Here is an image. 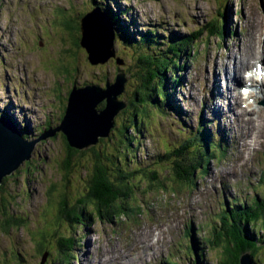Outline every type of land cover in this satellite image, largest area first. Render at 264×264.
Returning a JSON list of instances; mask_svg holds the SVG:
<instances>
[{
    "label": "rangeland",
    "instance_id": "obj_1",
    "mask_svg": "<svg viewBox=\"0 0 264 264\" xmlns=\"http://www.w3.org/2000/svg\"><path fill=\"white\" fill-rule=\"evenodd\" d=\"M107 1L108 4L106 0H95L105 10L110 8L114 14L119 13L120 19H131V27L127 28L133 34L153 28L161 35L157 41L166 42L173 33L190 36L195 30L202 31L189 44L187 55L183 52L166 55L170 69L171 59L179 58L182 63L176 73L180 80L174 92L170 88L172 80L168 83V91L180 112L167 108V115L150 111L151 116L143 117V125L137 120L139 127L134 135L138 142L132 144L133 151L129 153L124 148L120 153L121 158L126 155L129 161L121 163V168H135L137 164L131 161L134 159L145 172L150 167L163 171L160 177L165 184L147 181L141 175L132 177L128 180L131 196L126 200L132 210L120 216L100 217L93 198L88 197L83 210L86 213L91 210V218L85 220L84 215L80 223L76 219L65 222L58 217V208H64L60 203L63 192L67 193L68 206L82 199L87 193L88 180L95 173L94 164L88 151L81 157L74 154L73 168L68 173L65 163L69 158L62 132L39 139L29 160L7 175L1 184L5 211L13 219L8 226L0 227V264H53V260L47 261L45 251L41 254L39 247L51 250L60 235L74 240L76 257L70 264H199L190 241L192 235L198 240L197 252L200 254L202 247L204 250L199 259L216 264V257L223 250L221 244L211 247L212 232L223 218L220 219L218 211L225 207L227 213L234 215L244 202L264 194V123L259 142L251 145V139L249 143L242 139L247 133L243 135L237 117L264 116V101L254 102L252 91L235 101L240 92L238 87H247L249 81L232 84L228 74V65L233 66L229 58L232 52L243 51L253 34L258 35L257 44L264 42V0ZM95 6L93 0H0V115L3 110L15 122L14 126L26 133L27 140H36L60 123L73 86L95 83L104 87L105 82L113 83L117 72H124L130 78L118 99L124 100L134 90L136 82L131 73H136L139 67L133 47L121 39L116 41L115 37V57L123 63L118 65L115 58H109L104 63L91 64L85 50L76 42L80 31L75 30V24L79 29L81 17ZM239 7L241 16L237 13ZM214 20L222 25L223 32L226 29L224 37L208 36L209 25ZM157 56L161 54H152ZM249 64L247 69L255 72L257 63L251 60ZM165 73L169 77L170 72ZM252 90L255 92L256 88ZM210 93L212 98L208 99ZM226 95L228 98H224ZM247 97L253 98V102L248 103ZM102 105L103 102L97 107ZM244 109L247 112L242 114L240 111ZM114 120L124 126L130 124L122 112ZM198 124H206L210 129L214 145L218 141L224 145V156L219 158L218 153L216 158L204 163L205 173L201 175L198 169L194 186H180L182 183L177 182L179 187H175L165 177H169L166 171L169 162L150 163L156 155L167 159V147H181L186 139L197 136ZM128 129L129 134L133 133V127ZM117 136L114 133L107 145H125L116 141ZM234 136L238 139H233ZM247 144L250 146L243 155L241 149ZM193 145L196 149L201 146L198 141ZM113 151L111 145L105 152L109 156ZM96 164L99 167V162ZM67 174L70 180L66 190L64 175ZM54 256L52 251L50 259ZM60 257L56 252V258Z\"/></svg>",
    "mask_w": 264,
    "mask_h": 264
},
{
    "label": "trees",
    "instance_id": "obj_2",
    "mask_svg": "<svg viewBox=\"0 0 264 264\" xmlns=\"http://www.w3.org/2000/svg\"><path fill=\"white\" fill-rule=\"evenodd\" d=\"M93 3L98 5L95 0H93ZM102 9L101 10L106 13L113 25L115 37H117L116 41L121 39V42L131 46V48L133 47L137 56V66L139 67V70L134 74L131 73V77H133L136 82L135 87L134 90H131L128 93L127 98L124 99L126 101V107L120 111V113L122 112L123 114H126V119L129 120L130 124H125L124 126L122 122L120 123L114 120L113 127L110 129L108 136L100 137L95 145L82 150L70 146L65 135L62 133L65 141V154L67 158H69L68 162L65 163L67 172L69 173L73 168V162L71 160L73 155L78 154L77 157H81L86 151L90 153L95 168L94 175L88 180V188H86L87 193L82 199H79L78 201L75 200L70 206H68L69 201L66 195L67 193L64 194L63 192L60 203L64 205V208H58V217L62 218L65 222L68 221L70 223L74 219L80 223V221L83 220L79 219L84 215L85 220L91 218V210L88 213L83 210V204L88 201V197L93 198L95 209L97 207L100 217H102V215H108L110 217L120 216L126 214L127 211L132 210V207L126 202L132 192L131 187L128 184V180L132 177L141 175L145 179L147 178V181L152 180L162 185L165 184L160 177V174L163 173V171H157L150 167L147 172H145L144 169L141 170L138 161L134 159L131 161L133 164H137L135 168L130 170H128L126 166L121 168V163H127L129 161H127L126 155L121 158L120 153L123 152L124 148L125 151H128L129 153L130 151H133L132 144L138 142V139L134 135L135 131L138 132L139 126L137 125V122L139 121L140 126L143 125V117L151 116L150 111L156 114L160 113L167 115L165 110V108H167L171 111L175 110L180 112L179 106L175 104L170 91H168V83L170 82L169 79H171L172 86H170V88L171 91L174 92L175 85L178 84L180 80L176 73L178 68L182 66V63H179V58L178 60L171 59L170 61L173 64V68L170 69V67H167L169 59L166 58V55H176L179 52H183L187 55L189 44H192V42L199 37L200 33H202L201 30L198 32L196 30L193 31L190 36L173 33L169 35L166 42H159L157 40L161 38V35L157 34L153 28L146 29L145 31H135L133 34L128 30V28L131 27V19L122 20L119 17V13L114 14L110 8L105 10L102 7ZM237 13L241 16L240 7L238 8ZM76 25L75 28H77ZM132 25L133 27L135 26L133 20ZM221 27L222 25L219 26L216 20L211 21L208 36L211 37L214 34H219L220 38L224 37V35H226V29H224L223 32V27ZM230 32L233 33L234 31L231 30ZM77 40V43L79 44V37ZM179 40H181V42H179ZM193 46L195 47L194 44ZM141 50H144L145 52L141 53ZM148 50L150 52H148ZM157 53H160L161 56L152 57V54ZM165 68L170 72L169 77L165 73ZM104 103L105 102L103 101V105ZM103 105L101 107H103ZM146 108L149 109V112H147ZM1 114H5V112L2 110ZM4 116L9 118L6 114ZM198 126L199 130L197 131V136L186 139V141L180 145L181 147H167V150H165V157H167V159H160V156L156 155L152 159L153 162L150 163V165H152L169 162L170 164L167 166L166 170L169 173V177H165L170 178L175 187H179L176 186L178 185L177 182L182 183L180 186L185 184L189 185V187L194 186L198 169H201V175H203L205 173V169L202 167L204 163L216 158L218 153L219 158L224 156V145H222L220 141L214 145L210 138V129L207 128L206 124H198ZM129 127H133V133L131 134L127 132ZM25 128L27 129V127ZM19 132L22 135V138L29 139L22 130L19 129ZM114 133L118 134V140L116 141L120 144L124 143L125 145L111 144L114 147V151L108 156L105 151H107L108 146H111L107 144L110 142ZM194 141H198L201 145L198 149L193 148ZM98 162L100 164L99 167L96 164ZM25 164H29V161ZM262 177L263 176H261V178ZM64 178L66 179L64 189L67 190L68 181L70 180L69 174L64 175ZM1 184L0 215L3 218L0 219V227H5L10 224V219H13V216L7 214L5 211V197L1 195L4 191V187ZM149 185L151 186V184ZM120 196L124 198L122 201L118 200ZM244 203L247 205L244 204L242 207L235 210L234 215L229 212L227 213L225 207L222 211H218L220 219L223 218L219 222V227L212 232L214 238L211 240V247H219L221 244L223 250L222 254L216 257V264H240V257L246 251L250 253L252 264L264 263V258L262 257L264 256V230L262 231L263 233L261 232V229L260 231L258 230V228L264 229V194L261 198L254 196L250 202ZM55 231L57 232V230ZM87 232L85 231L84 233L86 234ZM61 237L65 239H60ZM190 241L195 247L194 255L198 260L197 263L207 264L205 261L199 259L200 254H202L204 250L202 247L200 254L197 252L198 240L195 238V235L191 236ZM41 242L42 241H39V243ZM73 247L74 240L70 236L60 235L56 242V246L51 250H47L46 246L44 248L39 247V249L41 250V254H43L44 251L47 253V261L53 260V264H70L71 259L76 257L73 252ZM52 251L55 253V256L53 259H50ZM56 252L61 254L60 258H56ZM192 257L193 256L190 255V258ZM167 264L169 263L167 262Z\"/></svg>",
    "mask_w": 264,
    "mask_h": 264
},
{
    "label": "water",
    "instance_id": "obj_3",
    "mask_svg": "<svg viewBox=\"0 0 264 264\" xmlns=\"http://www.w3.org/2000/svg\"><path fill=\"white\" fill-rule=\"evenodd\" d=\"M79 31V45L85 50L91 64L104 63L109 58H115L118 65L123 63V60L115 57L112 23L99 7H93L81 17ZM129 78V74L117 72L113 83L105 82L104 87L93 83L73 86L60 123L47 129L36 140L22 138L14 127L15 122L0 115V184L5 176L29 160L36 141L57 131L65 135L70 146L79 150L87 149L95 145L100 137L108 136L115 116L126 107V101L119 100L118 96L124 92L125 82ZM103 101V107L98 108ZM251 260L250 253L246 251L240 257V264H252Z\"/></svg>",
    "mask_w": 264,
    "mask_h": 264
},
{
    "label": "bare ground",
    "instance_id": "obj_4",
    "mask_svg": "<svg viewBox=\"0 0 264 264\" xmlns=\"http://www.w3.org/2000/svg\"><path fill=\"white\" fill-rule=\"evenodd\" d=\"M106 4H108V1H106ZM112 28H113V25H112ZM113 31L115 32L114 28H113ZM257 40H258V35L253 34L251 37V40L248 42V44L246 45V43H245L246 47L243 49V51L241 50V52H239V49L237 50V52L231 51L232 53L229 55V58H230V62L233 61V66L230 67L228 65V70H229L228 74H229V77H231V83L232 84H236L237 82H240V81H243V82L249 81L252 83L251 85L253 86V88L254 87L256 88L255 92L253 90H251L253 93L254 102H256L257 99L264 101V82L262 81V79L260 81L254 80L252 76L246 77L245 76V70L247 69V67H248L247 65L250 63L251 60H253L255 63H258V62H261V64L264 63V42H263V44L259 45L260 43L257 44ZM242 68H243V70L241 72ZM262 69L264 70V68H262ZM215 85H216V83L213 84V86H212L213 89H211L212 91H214ZM228 88H230V85L228 86ZM238 88L240 90L242 88V86H240ZM210 98H212V93H210L208 99H210ZM224 98H228V95H226ZM240 98H242L241 94H239L238 97H234L235 101L240 99ZM247 99H248V97H247ZM231 103H232V101H231ZM242 106L246 107V105L245 104L243 105V103H242ZM249 106H251V105H249ZM229 110L231 112H233L232 108H230ZM259 110H260V108H259ZM240 112L243 114V112H247V110L245 111V109H244V110H241ZM4 117H6V116H4ZM237 117L241 121V125L243 128V135L245 134V132L247 133L246 136H244L242 138L244 140V142L249 143L250 139H251L253 141L251 145L257 144L259 142L258 139L260 138V136H258V135L259 134L262 135V132H263L262 128H263V123H264V116H260V114H258L255 117L251 116V117L243 118L240 115H237ZM16 129L19 130V128H16ZM27 130L29 132V128H27ZM233 139H238V136H234ZM240 146H241V144H240ZM248 146H250V144H247V145H245V147H242L241 150H242L243 155L246 154L245 149ZM225 204L227 206L226 202H225ZM202 214H203V212H202ZM205 217L206 216H204V218Z\"/></svg>",
    "mask_w": 264,
    "mask_h": 264
},
{
    "label": "flooded vegetation",
    "instance_id": "obj_5",
    "mask_svg": "<svg viewBox=\"0 0 264 264\" xmlns=\"http://www.w3.org/2000/svg\"><path fill=\"white\" fill-rule=\"evenodd\" d=\"M107 1V0H106ZM98 6V5H97ZM100 9H102V7L101 6H98ZM103 10V9H102ZM76 25V24H75ZM76 27H77V25H76ZM75 30H77L78 32H79V29H78V27L77 28H75ZM77 39H78V37H76V42H77ZM5 114H1V116L3 117Z\"/></svg>",
    "mask_w": 264,
    "mask_h": 264
}]
</instances>
